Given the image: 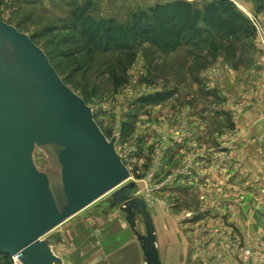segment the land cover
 I'll list each match as a JSON object with an SVG mask.
<instances>
[{
    "label": "rangeland",
    "instance_id": "rangeland-1",
    "mask_svg": "<svg viewBox=\"0 0 264 264\" xmlns=\"http://www.w3.org/2000/svg\"><path fill=\"white\" fill-rule=\"evenodd\" d=\"M168 1L0 0V19L44 48L65 83L94 106L109 139L120 133L126 183L135 182L149 204L166 264H264V203L233 170L228 151L244 145L241 126L249 121V131H264V0H232L249 20L236 35L169 52L143 44L133 63L116 52L77 59V34L66 29L74 10L87 5L97 19L126 23ZM188 1L203 9L212 0ZM120 64L128 81L115 88L110 74ZM111 194L44 237L64 264H144L120 210L97 206Z\"/></svg>",
    "mask_w": 264,
    "mask_h": 264
},
{
    "label": "water",
    "instance_id": "water-1",
    "mask_svg": "<svg viewBox=\"0 0 264 264\" xmlns=\"http://www.w3.org/2000/svg\"><path fill=\"white\" fill-rule=\"evenodd\" d=\"M119 137L106 136L30 33L0 19V252L64 264L44 237L112 192L97 206L120 210L145 264H164L149 204L126 183Z\"/></svg>",
    "mask_w": 264,
    "mask_h": 264
},
{
    "label": "trees",
    "instance_id": "trees-1",
    "mask_svg": "<svg viewBox=\"0 0 264 264\" xmlns=\"http://www.w3.org/2000/svg\"><path fill=\"white\" fill-rule=\"evenodd\" d=\"M88 8L89 5L74 10L72 23L66 29L77 34L73 43L79 47L77 59L89 62L99 52H116L126 54L127 62L133 63L137 58L136 48L143 44L164 52L175 51L183 45L202 42L214 34L236 35L249 24L232 0H212L203 9L188 0L158 3L148 10L135 12L126 23H119L114 18L97 19L88 13ZM67 54V59L73 55L71 51ZM126 69L125 64H120V68L111 71L115 88L128 81ZM162 99L155 98V101ZM0 264H13L11 256L0 252Z\"/></svg>",
    "mask_w": 264,
    "mask_h": 264
},
{
    "label": "crops",
    "instance_id": "crops-1",
    "mask_svg": "<svg viewBox=\"0 0 264 264\" xmlns=\"http://www.w3.org/2000/svg\"><path fill=\"white\" fill-rule=\"evenodd\" d=\"M249 124H250V121L248 122V125L241 126L245 131H243V134L239 136L240 137L239 139H241L244 145L238 146V148H236L237 143L235 142L232 149L228 148V151L231 153L230 154L231 160H233V163H232L233 164L232 168L234 167L233 170L242 172V176L244 177L243 183L253 186V188L255 189L254 192L256 190L258 191V193H256L255 195L257 201L264 203V147H263L264 146V131H261V130L249 131L248 130ZM252 138L254 139L257 138L260 141L261 143L260 145L261 147H259L260 149H257L256 146H254L257 142H254ZM252 181H255V182L251 183ZM262 222H263L262 223V226H263L264 218ZM261 231L264 234V226L262 228H259V232ZM159 238H160V233H159ZM159 246L161 250V257L163 260V254H162V248H161V238L159 240ZM262 251L264 252V246H263ZM142 259H143V252H142ZM163 262L164 264H166L164 260Z\"/></svg>",
    "mask_w": 264,
    "mask_h": 264
},
{
    "label": "built area",
    "instance_id": "built-area-1",
    "mask_svg": "<svg viewBox=\"0 0 264 264\" xmlns=\"http://www.w3.org/2000/svg\"><path fill=\"white\" fill-rule=\"evenodd\" d=\"M14 264H21V256L19 254L11 256Z\"/></svg>",
    "mask_w": 264,
    "mask_h": 264
},
{
    "label": "flooded vegetation",
    "instance_id": "flooded-vegetation-1",
    "mask_svg": "<svg viewBox=\"0 0 264 264\" xmlns=\"http://www.w3.org/2000/svg\"><path fill=\"white\" fill-rule=\"evenodd\" d=\"M110 204H106L105 206H104V208H106V209H108V208H110Z\"/></svg>",
    "mask_w": 264,
    "mask_h": 264
}]
</instances>
